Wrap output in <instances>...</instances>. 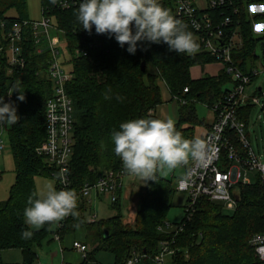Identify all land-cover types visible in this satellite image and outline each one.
Returning a JSON list of instances; mask_svg holds the SVG:
<instances>
[{
  "label": "trees",
  "instance_id": "16d2710c",
  "mask_svg": "<svg viewBox=\"0 0 264 264\" xmlns=\"http://www.w3.org/2000/svg\"><path fill=\"white\" fill-rule=\"evenodd\" d=\"M160 3L171 14L174 12L171 0H161ZM56 4L57 0L55 3L42 0V8L48 7L49 15L63 32L67 52L72 53V57L66 53L69 59L65 61L72 67L73 78L67 84V92L74 104L69 189L78 193L86 183H95L110 170L124 171L128 175L114 152L111 133L119 130L120 123L129 119L157 118L154 111L164 102L162 84L173 99L177 97L186 101V104L179 103V122L175 128L183 138L192 141L191 129H182L184 123L198 124L196 105L202 103L208 108L213 107L224 97L228 89L223 87L232 79L225 71L219 77L192 78L193 67L215 61L204 50L190 23L177 19L192 33L198 45L194 52L176 54L170 52L165 43L138 42L133 55L127 52V45L120 47L114 38L96 34L94 28L91 34L83 30L76 19L77 8L62 10ZM251 4L264 5V0H235L239 12L234 15V27L239 23L240 28L225 29L227 35L233 30L241 34L243 47L234 57L236 65L245 73H248V59L254 61L258 48L264 42V36L253 31V21L264 22V13L252 20L248 13ZM12 12L15 16L10 15ZM208 12L217 23L226 13H231L228 7ZM27 20H30L27 0H0V32H8ZM76 49L86 54L74 57ZM24 52L26 64L15 68L11 76L7 73V60L0 58V96H5L6 102L10 90L18 89L25 97L20 101L17 98L20 93L13 92L19 119L11 127L5 124L16 178L8 200L0 202V251L19 249L24 255V264H35L36 248L46 238L59 235L62 241L84 228L96 230L98 237L92 241L96 247L87 253L81 264L94 261L101 251L113 255V264H126L132 252L145 255L143 264H153L160 243L172 238L170 234L160 232L159 227L170 223L168 214L177 193L173 179L162 177L158 170L154 180H147L140 194L133 224L124 223L121 212L112 218L89 222L86 199L80 197L77 199L76 217L69 215L58 223L45 224L35 230L30 239L21 238V231L28 228L23 217L27 200L37 192L35 178L54 177L55 171L36 152L47 137L46 103L52 94V82L47 76L49 56L47 53L37 54L34 41L29 36ZM254 78L252 76V80ZM185 89L188 92H184ZM245 122L248 123L247 118ZM56 188L62 189L57 182ZM183 220L185 226L175 237L174 247L178 251L171 264H259L250 240L264 231V190L260 185L241 186L240 200L233 211L203 198L191 220Z\"/></svg>",
  "mask_w": 264,
  "mask_h": 264
},
{
  "label": "built area",
  "instance_id": "2783aa9c",
  "mask_svg": "<svg viewBox=\"0 0 264 264\" xmlns=\"http://www.w3.org/2000/svg\"><path fill=\"white\" fill-rule=\"evenodd\" d=\"M171 1L174 5L172 13L174 18L184 19L190 23L204 50L210 53L214 61L220 64L233 80V87L211 107L215 119L210 131L202 139L207 150L205 158L202 161L191 159L186 168V176L178 181L177 191L188 196L184 207V220L187 222L191 220L198 202L203 198L209 202L223 204L226 209L235 210L239 202L237 197L240 200L241 186L260 185L264 190V157L256 154L252 149L248 125L240 115L242 108L260 104L257 94L253 96L246 94L247 86L252 83V76L257 77L260 72L253 70L245 73L236 65L234 54L243 47L241 34L238 30H233L229 35L225 32L227 28H240L239 23L234 27V15L239 12L238 7H235V0H207L205 9L197 5L195 0ZM78 3L79 0H57L55 6L69 10L78 8ZM226 7L231 13L224 15V12L223 19L221 17L219 23L208 12ZM248 13L250 18L255 20L264 13V5L251 4ZM263 30L264 22L253 21V31L256 35L264 36ZM60 34L63 32L49 15L48 7H45L40 21L27 20L8 32L2 30L0 58L7 60V73L10 76L15 68L24 67L26 64L24 46L28 36L34 41L37 54H48L47 76L52 82V94L46 103L47 137L36 152L55 170L53 176L57 179V184L62 189H69L70 161L74 145V104L68 95L67 84L73 78V73L65 72L66 63L63 62L62 57L66 54H63V51L67 52V48L62 50L66 41L61 39ZM70 54L69 56L72 57L71 52ZM83 54L86 53L81 49L73 52L74 57ZM184 92H188V89ZM174 99L178 103L186 104V101L177 97ZM6 102H13V89L10 90ZM3 149V142L0 139V150ZM251 172L255 174V180L250 178ZM125 175L124 171H106L95 183H86L78 193L75 192L77 199L103 195L108 196L112 203H116L123 189ZM96 218L91 216L89 221L95 222ZM163 225L166 229L164 233L170 234L172 238L160 243L153 264H171L178 251L174 247L175 237L183 231L185 223L171 226V223L167 222ZM160 230H163L162 226ZM56 240L61 241L59 235H56ZM250 245L259 264H264V231L255 235L250 240ZM72 248L84 259L87 257L86 244L75 241ZM144 258L145 255L132 252L126 264H143Z\"/></svg>",
  "mask_w": 264,
  "mask_h": 264
},
{
  "label": "clouds",
  "instance_id": "9594fccd",
  "mask_svg": "<svg viewBox=\"0 0 264 264\" xmlns=\"http://www.w3.org/2000/svg\"><path fill=\"white\" fill-rule=\"evenodd\" d=\"M75 14L83 30L91 34L94 28L96 34L114 38L120 47L127 45L129 54L136 53L138 42L165 43L176 54L192 53L198 47L192 33L162 7L160 0H79ZM17 98L25 99L21 93ZM18 119L14 103L0 96V128L5 124L11 127ZM111 141L124 170L145 181L154 180L158 169H174L189 157L202 161L207 151L202 140L183 138L173 120L152 117L120 123L119 130L111 133ZM76 209L77 194L73 190H58L48 184L29 196L23 212L28 228L21 231V238L30 239L45 224L69 215L76 217Z\"/></svg>",
  "mask_w": 264,
  "mask_h": 264
},
{
  "label": "rangeland",
  "instance_id": "374dc122",
  "mask_svg": "<svg viewBox=\"0 0 264 264\" xmlns=\"http://www.w3.org/2000/svg\"><path fill=\"white\" fill-rule=\"evenodd\" d=\"M200 1L201 0H197V3H199ZM27 2H28L29 18L32 21H40L43 17L42 0H27ZM206 2L207 0L201 1L203 5H205ZM262 34L264 35V30ZM60 37L61 39H64L62 34H60ZM66 44L67 43H65L62 46V50L66 49L65 46ZM64 53L67 52L63 51V54ZM258 56H260L259 50H258ZM68 59L69 57L67 54L63 55L62 60L64 63ZM255 63H256V70L260 72V75L258 78L253 80V83L251 85L247 86L246 94L252 96L253 92L261 87L263 90V95H258L260 104H257L251 110L248 134L252 149L256 152V154L264 157V72L261 61L256 59ZM64 69L66 73L72 72L71 71L72 67L70 64H65ZM228 87L229 85H225L223 89H226ZM165 92L167 91L163 87L164 97H166ZM196 112L199 117V120L205 122V124L203 123L193 124L192 122H187L184 123L182 129L190 128L192 131V135L194 136V139H200L201 135L206 130V124L208 123L209 118L211 116L210 115L211 111L210 109H208L207 105L199 103L197 105ZM175 123L178 122L176 121L174 122V124ZM182 137L184 136L182 135ZM0 139L3 142V148H4L3 150H0V202H5L9 198L11 188L14 185L16 178L14 159L11 152L8 133L5 128V125L4 128H0ZM190 161L191 158L189 157L188 160L184 163V165L182 164L174 169H169L165 167L163 169H158V172L164 178H168V179L172 178L173 185L177 188L179 179L184 178L186 176V168ZM250 178L252 180H255V174L251 172ZM56 181L57 179L54 177H44V176L36 177L35 186L37 192L44 189L48 184H52L56 187ZM146 183L147 181H145L143 178L138 176L129 175V174L124 176L123 195L121 198L122 211L124 212V218H123L124 223L127 224L134 223L137 207L139 204V197L140 194L143 193L146 187ZM90 198H87L86 200H90ZM187 199L188 196L186 193H181L177 191V193L175 194L173 199L174 206L168 214V221H170L171 226L172 225L175 226L176 224L181 223L182 220L184 219L185 216L184 207L186 205ZM221 205L224 207L223 204ZM110 207H111V203L108 198H104L102 201L93 199L92 207L87 213V217L91 219V216L97 215L96 221L101 219H107L115 215L116 213ZM225 210L233 211L226 208ZM160 227H159L160 232L162 233L166 232L164 225L162 226L163 230H160ZM50 239H54V236L46 238V240L43 242V246L36 248L39 257L36 264L39 263L52 264V262L54 264H62L59 258L56 257L53 259L49 258L50 251H54L55 248V245H51V247L49 248L48 243ZM84 240L85 241L90 240L88 239L87 234ZM89 247L91 250H93L96 247V245L90 243ZM95 259H96L95 261L89 262L88 264H111L113 263L114 260L113 256L110 253L104 251L98 252L95 256ZM23 263H24V255L21 250L9 249V250L0 251V264H23Z\"/></svg>",
  "mask_w": 264,
  "mask_h": 264
},
{
  "label": "crops",
  "instance_id": "0c3cea01",
  "mask_svg": "<svg viewBox=\"0 0 264 264\" xmlns=\"http://www.w3.org/2000/svg\"><path fill=\"white\" fill-rule=\"evenodd\" d=\"M201 1L199 3H197V0H195L197 5H199L202 9H205L207 7V2L205 3V5H203L201 3ZM27 4H28V2H27ZM10 15L11 16H15V13H10ZM0 35H1V32H0ZM0 40H1V36H0ZM258 50L260 51V47L258 48ZM258 50H257L256 55H255L257 57L254 59V61L252 59H248V64H249L248 69H247L248 73L253 71V70H256V63H255L256 59L261 61L262 66L264 64V57L261 55V52H260V56H258ZM223 72H224V69L222 68V66L220 64L214 62V63H209V64H207L205 66H195V67H193L191 69V76H192L193 79H203L205 77H219ZM263 72H264V69H263ZM259 75L257 77H255L254 80L256 78H258ZM252 83H253V80H252ZM226 85H229V87L226 88V89H228V90L231 89L233 87V80H232L231 83H228ZM163 87L167 91V92H165L166 93V97H164V95H163L164 102L162 103V105H160V106H158L156 108V110L154 111V114H155V116L157 118L171 119L174 122H176V121L179 122V111H180V107L181 106L175 99L172 98L171 94L168 92V90H167V88L165 87L164 84H162V89H163ZM226 89H224V90H226ZM258 91L260 92V94H258ZM254 94L263 95L262 88L260 87V88L256 89L253 92L252 96ZM248 96H250V95H248ZM197 105H196V109H197ZM255 106H250L249 108L245 107V108H242L240 110L241 117L244 118V120H246V118L248 119V123H247L248 124V128H249L251 110ZM208 109H210V111H211V113H210L211 116L209 118L208 123L206 124V130L201 135L200 140H202L204 138V136L210 131L211 125H212V123H213V121L215 119V114L213 113L211 108H208ZM248 109H250V110L248 111ZM196 114H197V112H196ZM197 117H198V115H197ZM198 120H199V117H198ZM200 123L205 124V122L199 120L198 124H200ZM174 125L176 126L177 123H175ZM192 138L194 139V136H192ZM122 195H123V189H122V192L119 194L118 201L115 204L111 202V199L108 196L92 195L90 200H86V209H87L86 214L89 212L90 208L92 207L93 199L98 200V201L99 200L102 201L104 198H108L110 203H111V207L110 208H112L116 212L115 215H117L118 212L119 213L121 212V214L123 215V218H124V212L122 211V206H121ZM115 215H113V216H111L109 218H112ZM90 216H91V214H90ZM93 216L97 217V215H93ZM89 220L90 219L88 218V221ZM59 221H57L56 223H58ZM97 221H100V220H97ZM96 232H97L96 230H86L84 228H81V229H78L77 231H75L73 234H70V235L64 237V239L62 241L56 240V236H55L54 239H50V241L48 243L49 244L48 245L49 248L51 247V245H55L54 251H50V253H49V258H51V259H53L55 257L59 258V260H61L62 264H81V263H83L84 262V258H82V255H80L78 252H76L72 248L73 242L79 241V242H81L83 244H86L88 246V252H90L91 251V249L89 247L90 243H93L92 241H94L95 238L98 237V233H96ZM86 234H87L88 239H90L89 241H85L84 240ZM42 246H43V244L40 247H42ZM36 254H37V257H36V260H35V264H36V262H37V260L39 258L37 250H36ZM113 259H114V257H113ZM113 263H114V260H113ZM113 263H111V264H113ZM39 264H41V263H39ZM52 264H54V263L52 262Z\"/></svg>",
  "mask_w": 264,
  "mask_h": 264
},
{
  "label": "water",
  "instance_id": "95a60500",
  "mask_svg": "<svg viewBox=\"0 0 264 264\" xmlns=\"http://www.w3.org/2000/svg\"><path fill=\"white\" fill-rule=\"evenodd\" d=\"M260 52L261 55L264 57V42L261 43L260 45ZM142 70H145V63L142 64ZM237 200L239 201V198L237 197ZM106 236L108 235L107 231H105Z\"/></svg>",
  "mask_w": 264,
  "mask_h": 264
},
{
  "label": "bare ground",
  "instance_id": "6f19581e",
  "mask_svg": "<svg viewBox=\"0 0 264 264\" xmlns=\"http://www.w3.org/2000/svg\"><path fill=\"white\" fill-rule=\"evenodd\" d=\"M205 8V7H204ZM46 115V114H45Z\"/></svg>",
  "mask_w": 264,
  "mask_h": 264
}]
</instances>
